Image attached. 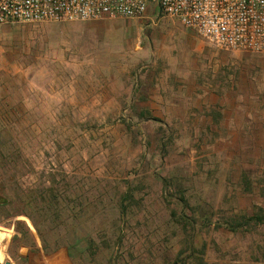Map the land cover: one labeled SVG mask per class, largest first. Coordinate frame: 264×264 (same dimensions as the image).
Here are the masks:
<instances>
[{
  "label": "rangeland",
  "instance_id": "rangeland-1",
  "mask_svg": "<svg viewBox=\"0 0 264 264\" xmlns=\"http://www.w3.org/2000/svg\"><path fill=\"white\" fill-rule=\"evenodd\" d=\"M221 103L251 129L219 121ZM1 124L28 163L20 183L55 177L86 209L67 238L106 222L91 233L108 246L97 264H183L191 244L205 264H264V56L215 49L154 12L0 25ZM123 192L134 201L120 218ZM181 198L186 227L169 215ZM18 220L0 224V264H94L79 247L45 254L27 220L14 237Z\"/></svg>",
  "mask_w": 264,
  "mask_h": 264
},
{
  "label": "built area",
  "instance_id": "built-area-1",
  "mask_svg": "<svg viewBox=\"0 0 264 264\" xmlns=\"http://www.w3.org/2000/svg\"><path fill=\"white\" fill-rule=\"evenodd\" d=\"M175 20L215 49L264 56V0H0V25L144 18Z\"/></svg>",
  "mask_w": 264,
  "mask_h": 264
},
{
  "label": "trees",
  "instance_id": "trees-1",
  "mask_svg": "<svg viewBox=\"0 0 264 264\" xmlns=\"http://www.w3.org/2000/svg\"><path fill=\"white\" fill-rule=\"evenodd\" d=\"M27 160L24 158L23 152L20 146L14 141V138L8 128V126L0 125V224L5 221L15 218H24L14 223L15 235L28 234L29 229L25 224V221H29L35 230L38 238L41 242L42 251L45 254L54 253L57 249L63 245L67 255L72 257V251L74 248H80V252L86 254L89 262L97 264V258L105 246L106 241H100L96 243V240L91 237V233H95L96 236L103 233L105 234L106 222H96L91 227L94 228L91 232L87 231L82 238L69 239L67 236L71 231L76 234L77 232L83 233L84 227L81 224L82 215H86V209L81 206H76V197L72 200L71 194H68L65 190H60L59 186H55L56 179L51 177V182L54 186L42 188L38 186L32 190L28 186H24L20 183L22 178L27 172ZM133 195L128 192H123L119 196V203L116 207L118 216L124 217L128 212L129 203L133 202ZM75 205H71V204ZM181 205V214L175 211L170 212V217L182 222L184 227L191 225L186 216L182 214L183 207H188L187 202L184 199H180L178 202ZM34 207V213L42 216L51 225L50 230L52 233H57L58 237L54 238L52 242L46 240L47 232H43L40 226L33 221L30 213L31 208ZM42 213V214H41ZM106 211H104V214ZM107 215V213L105 214ZM187 220V221H186ZM249 221H255V218L247 219ZM93 221V220H90ZM114 228L118 229L117 224H113ZM232 229L237 227L236 225L229 224ZM83 227V228H82ZM20 228L23 231H20ZM230 228V229H231ZM82 231V232H81ZM63 234V235H62ZM84 242V244H81ZM80 245V246H79ZM191 254L183 264H205L203 254L198 257L196 255V248L190 245ZM178 258L174 264H177Z\"/></svg>",
  "mask_w": 264,
  "mask_h": 264
},
{
  "label": "crops",
  "instance_id": "crops-1",
  "mask_svg": "<svg viewBox=\"0 0 264 264\" xmlns=\"http://www.w3.org/2000/svg\"><path fill=\"white\" fill-rule=\"evenodd\" d=\"M210 100L213 101V99H215V97L212 95L210 98ZM220 107H222V109L219 110L218 113V120L222 121L224 124H227V122H229L231 125V128L236 129V130H243V129H251V122H250V114L249 113H241L239 110H237L236 112H227V110L224 107V103L220 104ZM1 253V252H0ZM3 255V254H2ZM2 262L1 260V254H0V263Z\"/></svg>",
  "mask_w": 264,
  "mask_h": 264
}]
</instances>
